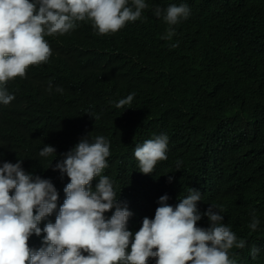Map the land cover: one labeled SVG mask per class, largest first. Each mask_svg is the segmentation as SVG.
<instances>
[{"label": "trees", "instance_id": "obj_1", "mask_svg": "<svg viewBox=\"0 0 264 264\" xmlns=\"http://www.w3.org/2000/svg\"><path fill=\"white\" fill-rule=\"evenodd\" d=\"M184 2L194 16L172 26L171 40L162 39L169 25L155 9ZM145 3L142 18L119 32L98 35L84 21L69 33L45 37L53 53L49 61L5 85L15 99L0 103V166L20 159L27 173L61 186V173L53 171L60 151L83 133L102 134L110 140L108 172L119 181L118 202L127 206L124 196L134 192L139 198L142 190L132 181L133 144L165 134L168 161L151 180L174 172L173 207L187 197L186 189L201 190V214L216 205L222 223L247 240L236 249L239 261L264 264V0ZM132 93L130 105L115 107ZM45 145L57 153L41 157ZM136 202L127 206L133 233L145 208L140 198ZM253 211L260 221L256 231L249 227ZM197 226L210 222L202 215ZM253 247L259 250L255 259Z\"/></svg>", "mask_w": 264, "mask_h": 264}, {"label": "clouds", "instance_id": "obj_2", "mask_svg": "<svg viewBox=\"0 0 264 264\" xmlns=\"http://www.w3.org/2000/svg\"><path fill=\"white\" fill-rule=\"evenodd\" d=\"M147 7L145 0H0V103L8 105L15 99L5 87L9 80L26 78L30 66L49 61L53 53L46 36L64 35L84 21H90L98 35L119 32L128 22L141 19ZM162 11L169 25L161 37L166 40L175 35L173 25L194 16L188 2L166 10L157 7L155 15L161 17ZM134 96L120 99L115 107L130 105ZM109 141L102 134L83 133L61 150L53 168L61 173V186L27 173L23 160L3 162L0 264H149L150 260L155 264H242L236 249H243L247 240L222 223L224 217L214 211L216 205L210 204L201 214L197 207L203 201L201 190L186 189L187 197L173 207L174 172L151 180L168 161L165 134L144 136L132 146V181L142 185L139 203L145 208L142 226L135 233L129 231L132 213L127 206L132 208L139 198L127 192L130 197L123 198L127 206L118 202L119 181L108 172ZM56 153V148L45 145L39 155ZM163 186L165 190L157 193ZM113 208L106 218L105 213ZM56 209L54 218H46ZM202 215L210 222L207 228L197 226ZM259 223L253 211L249 227L256 231ZM258 251L251 249L253 259Z\"/></svg>", "mask_w": 264, "mask_h": 264}]
</instances>
